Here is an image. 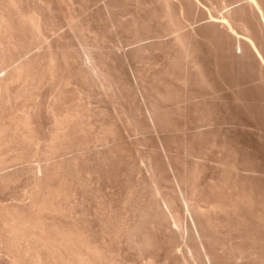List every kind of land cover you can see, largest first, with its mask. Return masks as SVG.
Segmentation results:
<instances>
[{
  "label": "bare ground",
  "instance_id": "1",
  "mask_svg": "<svg viewBox=\"0 0 264 264\" xmlns=\"http://www.w3.org/2000/svg\"><path fill=\"white\" fill-rule=\"evenodd\" d=\"M0 264H264V0H0Z\"/></svg>",
  "mask_w": 264,
  "mask_h": 264
}]
</instances>
